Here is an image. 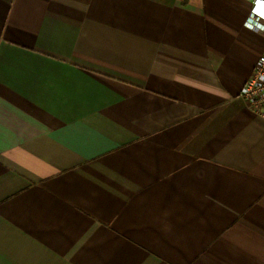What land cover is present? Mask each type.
Instances as JSON below:
<instances>
[{"label":"crops","instance_id":"obj_1","mask_svg":"<svg viewBox=\"0 0 264 264\" xmlns=\"http://www.w3.org/2000/svg\"><path fill=\"white\" fill-rule=\"evenodd\" d=\"M250 14L0 0V264H264Z\"/></svg>","mask_w":264,"mask_h":264},{"label":"built area","instance_id":"obj_2","mask_svg":"<svg viewBox=\"0 0 264 264\" xmlns=\"http://www.w3.org/2000/svg\"><path fill=\"white\" fill-rule=\"evenodd\" d=\"M251 2V14L247 25L252 29H264V9L254 11L257 0ZM247 106L257 115L264 117V52L260 54L253 76L248 79L240 92Z\"/></svg>","mask_w":264,"mask_h":264},{"label":"snow or ice","instance_id":"obj_3","mask_svg":"<svg viewBox=\"0 0 264 264\" xmlns=\"http://www.w3.org/2000/svg\"><path fill=\"white\" fill-rule=\"evenodd\" d=\"M261 9H264V0H257L256 8L254 11H261ZM261 14H264V12H261Z\"/></svg>","mask_w":264,"mask_h":264}]
</instances>
